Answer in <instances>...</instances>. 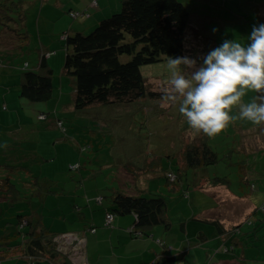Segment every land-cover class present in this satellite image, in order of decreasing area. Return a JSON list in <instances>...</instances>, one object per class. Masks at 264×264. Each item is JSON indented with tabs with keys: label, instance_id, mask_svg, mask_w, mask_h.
I'll use <instances>...</instances> for the list:
<instances>
[{
	"label": "trees",
	"instance_id": "trees-1",
	"mask_svg": "<svg viewBox=\"0 0 264 264\" xmlns=\"http://www.w3.org/2000/svg\"><path fill=\"white\" fill-rule=\"evenodd\" d=\"M45 1L41 0L42 4ZM25 2L26 0H0V42L16 52L20 46L14 42V39L17 36L22 40L16 33L23 30L22 26H25L27 19ZM121 3L120 12L102 20L99 25L89 30L90 32L73 28L61 34L66 55L64 60L62 59V72L57 74L65 76L67 84L73 85L74 89L71 91L73 98L69 96L68 98L72 100L70 104L66 103L67 108H73V116L68 115L64 107H62L63 111L38 110L36 115L38 131L28 126L23 133H19L21 137L18 140L11 137L12 135L7 136L8 139L10 138L7 149L0 146V259L22 257L25 264H84L81 261L82 258L85 259L83 254L85 243L76 236L77 239L69 245L60 243L58 238L75 234L56 232L46 227L42 216L33 212L37 210L33 206L44 205L50 195H58L60 192L57 187L59 184L55 180L34 175L32 167L29 166L33 164L34 157L40 150H50L58 141L68 142L71 130L68 121L72 124L76 115L90 116L89 109L93 105L112 104L116 107L123 104L131 105L132 102L141 99L162 101L161 93L148 88L149 85L141 72L142 67L166 61L168 56H189L188 32L191 28L197 30L198 27L197 25L194 27L191 14L180 0H121ZM68 14L74 20L82 15L74 11H69ZM26 44L27 41L24 45ZM48 49L42 47L40 52L38 51L39 55L35 63L25 59V52L17 54L22 56V60L25 59L24 63L28 64L27 70L24 66L20 69L22 79L19 84V96L34 104L45 102L47 104L54 97L56 72L49 60L54 57L55 52L54 50L48 52ZM16 52L13 56H16ZM127 78L130 79L129 82ZM42 116L44 118L41 119ZM43 127L47 129L41 130ZM262 133H260L261 137ZM235 134V138L239 137V133ZM209 140L204 134L196 133L191 143H183L181 148L175 149L176 155L167 151L165 155L154 156L153 165H147L146 170L150 172L155 171L154 169L162 170V174L157 177H166L167 183L173 184L170 190L178 192L180 196H185L184 198L189 197L192 184L195 185L194 190L201 189V191L209 187H228L230 181L227 177H212L208 172L209 166L216 165L220 161L218 153L214 151ZM232 140H226L221 147L227 143L232 146ZM107 144L106 142L105 146H108ZM88 148L86 144H80L82 155L88 151ZM249 150L255 153L254 144L250 142L247 144V152L239 148L236 153L239 155L241 153L243 158L244 152L250 154ZM161 156H167L169 159L177 156L179 173L166 172L162 167ZM238 163L241 172H245L244 162ZM77 164V168H71V173L80 172L86 166L81 162ZM87 169L89 171V168ZM140 169L130 161L120 168L122 173L131 176L130 184L135 190L134 193L111 189V194L105 198L103 196L96 198L101 205L103 200L109 199L106 207L109 210L107 215L111 214L114 218L116 215H133L135 223L132 231L138 238L160 227L165 232L173 228V209L169 206L171 201L159 194L150 196L143 194L146 187L141 190L139 187L141 177L133 174L134 171L140 173ZM191 170L193 182L187 184L189 188L179 189V184L184 178L188 181L187 177ZM22 173L25 177L20 176ZM170 175L174 178L172 179ZM251 178L246 177V180L251 190L255 191L256 183ZM249 180H252L251 183ZM241 189L244 193L243 186ZM21 197L27 206L20 208L17 216L10 215V208L16 207L14 201L17 198L21 200ZM193 220L199 221L197 218ZM207 222L216 228H222L219 222ZM262 227H264V204L258 207L243 224L226 231L222 229L220 233L231 243L230 248L226 247V253L236 252V247L246 248L251 242L249 238L253 235L258 238L257 233ZM161 244L166 246L163 241ZM178 260L180 256L163 258L157 264H169Z\"/></svg>",
	"mask_w": 264,
	"mask_h": 264
},
{
	"label": "rangeland",
	"instance_id": "rangeland-1",
	"mask_svg": "<svg viewBox=\"0 0 264 264\" xmlns=\"http://www.w3.org/2000/svg\"><path fill=\"white\" fill-rule=\"evenodd\" d=\"M53 1L57 0H46L44 4H42L41 0H26L24 3V9L27 15L26 24L22 26L23 30H20V33L16 31V34L19 35L22 40L16 35L14 39V42L20 46L17 52L12 48H6L3 42H0V89L5 86H10L9 90L17 89V85L20 84L22 79L20 69L25 65V59L30 60L29 62L31 63H35L42 47L48 49L49 46L51 48L54 46V56L56 57L52 64L56 72L54 78L56 79L57 86H55L54 89V97L49 102L55 101V103H65L68 97L71 96V93H73L71 92L74 89L73 85H68L65 81L61 88L63 97L62 95L60 96L59 84L62 76L57 73L61 72V66L63 64L62 59L64 60L66 55L64 40L61 38V27L64 21L62 19L57 21V15L62 16L63 14L60 7L57 6V13H52V8H55V5L53 6L52 4ZM64 1L73 2L70 4L71 7H76V5L79 6L80 3L84 2V0ZM88 1L91 3L94 0ZM180 1L191 14L194 27L196 25L198 27L197 30L190 29L187 42L190 49L189 57L196 59L198 66L202 63L201 57L206 55L211 49L220 46L225 39H239L242 43H250L247 37L252 31V26L263 23L259 20V12L262 11L263 14L264 11V9L262 10L263 5H261L263 0ZM61 2H63V0H60V3ZM107 3L111 6L105 9L104 7ZM93 4H95V2ZM49 9L51 11L47 17L46 12ZM103 9L107 11L104 15L100 13ZM121 9V0H110L109 2L107 0H99L97 7L94 8L95 14H98L96 24L90 27L89 25L95 23L93 19L88 20L90 17L81 16L78 20L79 22H77L78 29L89 31L99 25L102 20L111 17L113 13L120 12ZM85 12H87V10L78 11V13L81 14ZM87 20L88 24L86 23ZM213 28H217L218 31L214 33L212 31ZM53 33H56L55 36L52 35ZM50 38H52L53 41L47 42L46 40ZM26 41L27 44L25 46L24 43ZM22 51L26 54L23 60L22 56L17 55ZM15 52L16 56H13ZM166 61L142 67V75L151 91L162 93V89L168 80ZM129 80L130 79H128L127 82H129ZM127 82L125 81V83ZM256 95L257 93L249 92L244 99L245 101H249ZM70 100L72 99H68L69 103ZM132 103L131 105L123 104L116 107L112 106V104L93 105L89 109L91 110L90 116L85 117L84 115H76L73 117L72 124H70L71 121H68L70 122L68 125L71 126V130L70 136H68L70 138L67 147H57L55 149L52 147L50 150H40L34 157L35 161L29 166L32 167L31 170L34 175L58 174L57 179L60 181V186H57L60 192L58 195H50L44 205L41 204L39 207L33 206V208L36 207L37 209L33 212L42 216L43 224L46 227L50 226L56 232L68 231V229L75 230L77 228L74 225L75 223L81 224L82 221L87 222L88 219H92L93 214H99L105 211L104 206L106 205L105 207H107V204H109L108 198L105 199L104 206H101L99 199H94L91 208H89L84 196L79 194L75 195L74 191L72 192L70 186L74 184L73 188H75V181H70L71 184L70 182L69 184L66 183L65 179L71 174V168L77 164L69 163L72 155H69L67 152H70L72 148H75L77 154L79 153L81 157L79 161L84 165L94 160V164L91 163L88 165L89 171L85 169L81 170L85 173L84 176H86V173L94 174V172H96L100 178L99 183H106L108 188L113 184L119 186V177L121 174H124L122 182L125 184V182L129 181L130 183L131 176L125 172L122 173L120 170L121 167L117 166L118 164L123 165L130 161L133 165H138L139 168H141L140 173L134 171L133 174L138 175V177L140 175L147 184L146 191L143 194L146 196L159 194L166 200L171 201L169 206L173 209V220L176 224H181L179 223L181 220L187 221L189 218L200 213L203 209H206V206L212 205L214 200L207 197L205 192L201 191V189H195V191L194 184L191 186L192 190L190 191L189 197L184 198L185 196H180L178 192L170 190L173 184H168L166 177H157L159 174H162V170L157 171V169H154L155 171L151 172L146 170V168H148L147 165H153L152 160H154V156L165 155L167 151L173 152L176 155V148H181L183 143L189 144L193 141V135L196 134V132L189 128L186 121L179 114L178 108L172 106L162 107L161 105L164 101L158 99H141ZM37 106L38 110L41 111H54L51 106L50 109L47 108L46 102L37 104ZM228 129V133L224 131L215 137H209V143L214 148V151L218 153L220 161L216 165L209 166L207 168L208 172L212 177H227L230 181L228 187L232 189L237 199H239L242 194L244 195L241 189L243 186L245 188V193L249 194L246 198L250 199V203L258 205L259 202L261 206L264 204V153L255 152L246 154L242 151L244 152V157L242 158L241 153L240 155L236 153V150L239 149L238 146L242 145V139L238 137L235 138L234 136H236L235 133H241V129H250L252 132L248 133L251 135H259L261 131H263V125L254 126L247 121H236L229 125ZM104 135H106L105 138ZM63 137H65V135ZM73 138L76 141H80V144H86V146L89 147L84 155L80 154L81 149L79 142L73 141ZM228 139H233L231 141L232 146L227 143V145L221 147ZM254 139H256V141L258 140L255 137ZM247 141L252 144L256 142L253 140V137L250 138V140L248 138ZM106 142L108 146H105ZM112 146L113 151H111ZM160 159L162 160V167L166 172L173 171L177 174L179 173L180 166L178 165L177 156H173L171 159L167 156H161ZM240 161L244 162V174L241 172V167L238 163ZM108 163H112L114 167L112 169L107 168L105 165ZM191 172L192 170L187 177L188 181L184 178L182 183L179 182V189L189 188L187 184L190 185L191 182H193ZM75 174H77V171ZM20 176L25 177V174L22 173ZM246 177H252L255 180L253 182L258 186L256 192L251 193L249 189H246V187H248L246 185V183H248ZM69 179L71 180V178ZM249 181L251 183L252 180ZM109 192L111 191H106V189H104L103 191H99L98 194L101 193L103 196H108ZM23 196L24 195H22V197ZM22 197L21 200L17 198L14 201L16 207L10 208V215L17 216L20 208L27 206L25 201L22 200ZM173 200L177 202L176 205L172 202ZM75 206L83 208V216H80V214L76 212ZM226 209L227 207L221 206L218 211H223V213H225ZM69 224L72 225L68 228ZM243 229L246 228L243 227ZM258 237L259 238L254 237L253 235L249 238L251 241V248H256V254H258L259 250H262L264 254V227L259 229ZM57 240L66 245L70 244L69 240L60 238ZM253 243L257 244L253 246ZM253 259L251 264H264L263 259ZM256 259L260 260L259 263L254 262ZM0 264H25V261L22 257L1 258Z\"/></svg>",
	"mask_w": 264,
	"mask_h": 264
},
{
	"label": "crops",
	"instance_id": "crops-1",
	"mask_svg": "<svg viewBox=\"0 0 264 264\" xmlns=\"http://www.w3.org/2000/svg\"><path fill=\"white\" fill-rule=\"evenodd\" d=\"M96 1L94 0L90 3L88 0H84V2L80 3L79 6L76 5V7L70 6V4L73 2H65L64 0L61 3L60 0H57V4L52 3L55 5V8H52L53 14L57 13V6L60 7L63 12L62 16L57 15V21L60 19L64 21L61 27V34H63L66 30L79 28L77 26V22H79L78 20L81 16L90 17L88 20L93 19V22L95 23L89 25L90 27L95 25L98 14H95L94 8L97 7L99 0L97 2ZM107 1L109 2L110 0ZM94 2L95 4H93ZM261 5H263V10L264 0ZM108 6L111 5L107 3L104 8L108 9ZM105 9L100 11L102 15L106 14L107 11ZM83 10H87V12L80 15L77 20L72 19L68 14L69 11L78 12ZM50 11L51 10L49 9L46 12L47 17L50 14ZM88 20L86 22L87 24ZM259 20L264 23V11L263 14L262 11L259 12ZM55 34L56 33H53L52 35L55 36ZM46 41L52 42L53 40L52 38H50ZM49 48L50 49H48L47 51L51 52L53 49L50 46ZM55 57L56 56L52 57L49 60L50 65H53L52 63L55 61ZM54 83L55 86H57L56 79L54 80ZM64 83L65 76L62 77V80L60 79V96L62 95L61 88ZM17 86V89L9 90L10 86H5L0 89L1 147H3L2 145L7 141V144H9L10 139H8L7 136L12 135L11 137L18 140V138L21 137L19 133H23L28 126H32V128H35L36 131L39 130L38 126L36 125V115L38 111L37 104L28 102L27 100L21 98L19 96L20 85L18 84ZM71 96L73 98L72 93ZM68 99L65 103H55V101L51 103L48 102L46 104L47 108L50 109L51 106L54 111H63V109H66L68 111V115L73 116V108H67L68 105H66V103H69ZM61 106L64 108L62 109ZM4 107H6V109H4ZM43 129L47 128H41V130ZM226 132L228 133L229 129H227ZM240 132L241 133L238 134V138L242 139V145H239V148H242L243 150H245V152H247V144L249 143L247 141L248 138L250 140V138L253 137V140L256 141V139H254L255 137L258 139L253 143L255 152L264 153V134L262 133L264 132V125L263 131H261L263 138L260 136V134L259 136L257 134L253 136L248 133L252 132L250 129H241ZM73 141L76 140L73 138ZM68 145V142L58 141L54 147H67ZM251 152L252 150L248 151V153ZM67 153L69 155H72L69 163L76 164L78 162H81L79 161L81 157L79 153L77 154L75 152V148H72L71 151ZM80 154L82 155L81 151ZM91 163L94 164V160H91L86 164L84 168L86 171H88V165ZM105 166L111 169L114 167L111 163H108ZM117 166L121 167L122 165L118 164ZM75 173L76 172L69 174L65 181L67 184H69L70 181H75V188H73L74 184L71 186L69 185L72 192L74 191L75 195L79 194L81 196H84L89 208H91L92 201L94 199L96 200L98 196H103V194H98V192L103 191L104 189H106V191H111V189H113V191L122 190L128 193H134L135 191L133 190L129 181L125 182V184L122 182L124 174H121L119 177V186L113 184L110 188H108L106 183H99L100 178L96 172L94 174L86 173V176H84L85 173H83L82 171L77 172V174ZM57 176L58 174L42 175L40 176V178L55 180V182L59 184L60 181L57 179ZM69 178H71V180ZM253 181L255 180L253 179ZM139 182V187L141 190L144 187L147 188V184L142 177L139 178ZM246 185L248 186L246 187V189L251 190L249 184L246 183ZM257 190L258 186L256 184L255 191L251 190V193H254ZM202 191L205 192V195L207 197L214 200L212 205L206 206V209H203L200 213L194 215L192 218H189L187 221L181 220L179 222L181 224H176L172 219L173 228L167 232H165L164 229H161L160 227L155 230H151L148 235L138 238L133 235L132 231L135 223V218L133 215H116L113 221L107 226L106 216L109 210L104 206L105 200L101 205L104 206L105 211L99 214H93L92 219H88L87 222L82 221L81 224L75 223L74 225L77 227L75 230L68 229V231L61 232L74 233V237L76 236L85 243V246L83 248L85 259L82 258L81 261L84 264H86V262H88V264H157L163 258H170L175 256H180V260L169 264H251V261L254 260L253 258L263 259L264 261V254L262 250H259L258 254H256V248H251L250 244L244 249L236 247V252L234 253H226V247L230 248L231 243L228 238L220 233L222 229H224L225 231L230 230L234 226L246 222V219H248L250 215L260 206V203L258 202V205L251 204L249 201L250 199L246 198L249 196V194L245 192L244 195L242 194L241 197L237 199L232 192V189L227 186L209 187L208 189ZM109 194H111V192H109ZM103 198H105V196H103ZM172 202L174 203V205L177 204V202L175 201ZM220 205L225 208L227 207L225 213H223V211H218V209L221 207ZM75 208L76 212L80 214V216H83V208H80L78 206H75ZM193 218H197L201 222L194 221ZM207 221L219 222L222 228H216L214 227V225L208 224ZM71 225L72 224H69L68 228ZM93 230L95 231L93 232ZM161 241H163L166 246L161 244ZM256 244L253 243L252 245L254 246ZM258 259H256L254 262L259 263L260 260Z\"/></svg>",
	"mask_w": 264,
	"mask_h": 264
},
{
	"label": "clouds",
	"instance_id": "clouds-1",
	"mask_svg": "<svg viewBox=\"0 0 264 264\" xmlns=\"http://www.w3.org/2000/svg\"><path fill=\"white\" fill-rule=\"evenodd\" d=\"M247 40L225 39L199 66L189 56H168L161 106L177 107L192 131L210 138L236 121L264 125V23L253 25ZM249 92L257 95L245 101ZM2 146L7 149V142Z\"/></svg>",
	"mask_w": 264,
	"mask_h": 264
},
{
	"label": "built area",
	"instance_id": "built-area-1",
	"mask_svg": "<svg viewBox=\"0 0 264 264\" xmlns=\"http://www.w3.org/2000/svg\"><path fill=\"white\" fill-rule=\"evenodd\" d=\"M40 118L42 119V118H44V116H42V117H40ZM77 167H78V164L75 165L74 167H72V169H75V168H77ZM170 177H171L172 179L174 178L172 175H170ZM113 219H114V216H113V215H111V214L107 215V219H106V220H107V223H108V224H110V223L113 221ZM62 239L69 240V241H70V244H71V243L74 242L77 238L74 237V236H72V235L67 234V235L62 236Z\"/></svg>",
	"mask_w": 264,
	"mask_h": 264
}]
</instances>
